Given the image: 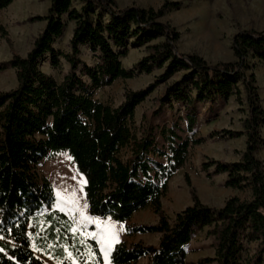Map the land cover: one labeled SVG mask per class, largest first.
Returning <instances> with one entry per match:
<instances>
[{
	"label": "trees",
	"instance_id": "1",
	"mask_svg": "<svg viewBox=\"0 0 264 264\" xmlns=\"http://www.w3.org/2000/svg\"><path fill=\"white\" fill-rule=\"evenodd\" d=\"M81 1L83 5L77 9L73 0H51L47 15L33 18L47 23L31 51L26 56L15 53L8 62L0 63V72L13 68L17 77L15 88L0 91V264H44L31 246L28 226L44 208L54 205V187L40 175L38 167L61 151L74 156L85 177L92 215L125 222L148 206L158 215L156 223L129 225L126 232L160 233L159 244L120 242L112 252L113 264H137L145 256L148 264H186L187 246L195 231L204 227H209L208 235L215 238V253L197 264H264V161L257 156L264 148V106L256 74L249 72L254 67L250 58L264 62V30L238 31L233 37L236 59L211 64L199 54L178 53L180 32L161 20L168 10L180 8L177 1L164 0L158 9L121 7L117 0ZM12 2L0 0V10ZM65 16L75 23L69 53L54 47L64 34ZM0 34L8 38L1 21ZM159 37L163 40L155 42ZM130 44L146 46L147 50L133 69L122 64ZM84 46L97 58L95 65L80 58ZM48 55L53 68L60 67L61 58L70 65V72L60 82L41 68ZM164 66L156 83L141 90L127 88L117 107L95 99L98 89L117 79H130ZM181 70L185 74L167 86L161 102L163 105L172 98L185 107L186 128L178 121L159 126L147 120L138 136L132 128L137 106L159 82ZM239 84L250 109L243 130H215L207 137L195 138L200 102L236 96L243 104ZM244 134L248 139L241 160L211 159L202 169L208 177L225 174L224 186L248 190L250 196L232 195L221 207L213 208L201 201L186 175L193 203L171 221L163 210L162 197L169 181L185 165L190 147L208 138ZM251 244H256L253 253Z\"/></svg>",
	"mask_w": 264,
	"mask_h": 264
},
{
	"label": "rangeland",
	"instance_id": "2",
	"mask_svg": "<svg viewBox=\"0 0 264 264\" xmlns=\"http://www.w3.org/2000/svg\"><path fill=\"white\" fill-rule=\"evenodd\" d=\"M180 3V8L168 10L161 18L169 22L180 32L176 43L178 53H196L204 57L209 63L228 62L236 59L233 49L234 35L244 29L254 28L264 30V0H170ZM121 7L138 5L158 9L164 0H117ZM51 0H13L5 9L0 10V21L8 31V38L0 34V63L8 62L15 53L26 56L34 47L38 36L46 27V20H33L36 16L47 15ZM77 9H81V0H73ZM66 22L62 37L58 38L54 47L64 53L71 51V39L75 23L64 17ZM163 40L159 37L155 42ZM147 55L146 46L128 47V53L122 58V64L127 69L135 68ZM80 58L89 65H95L97 58L87 47H82ZM254 67L249 70L256 74L259 94L264 106V62L250 58ZM41 68L53 75L58 82L71 70L70 65L61 58V65L53 68L49 55L42 62ZM166 66L155 68L151 73H140L130 79H117L113 84L100 88L95 92V99L113 107L124 101L127 88L141 90L156 83L164 73ZM80 68L78 69L79 72ZM185 70L176 73L165 82H159L150 95L137 106L133 130L138 136L142 134L144 121L152 120L159 126H169L178 121L186 128L185 107L172 98L162 105V98L168 85L180 80ZM17 86L16 71L7 68L0 72V91H8ZM243 104L236 96L228 100L216 98L200 102L198 113L199 124L195 138L207 137L215 130H243V120L249 116L250 109L246 101V93L242 84ZM183 136H190L184 130H179ZM264 137V126L261 127ZM159 146L164 143L160 134L156 136ZM247 135L240 137L208 138L204 143L192 145L189 149L185 165L169 181L168 190L162 197V207L171 221L176 214L193 203L191 187L186 182V175L190 176L201 201L213 208L221 207L225 200L238 195L241 198L250 196L248 190H236L224 186L226 175L208 177L202 169V164L211 159L223 162H234L242 156L246 148ZM125 151V150H124ZM259 153V151H258ZM257 153V156H258ZM258 156L264 161V148ZM164 160V158H162ZM241 160V158H240ZM41 176L50 180L55 191V201L52 208H44L28 226L31 246L44 260V264H113L111 260L115 246L120 242L130 245L135 242L158 245L160 233H135L128 235L126 228L133 224H151L158 221V215L152 206L136 212L128 221L121 222L109 217L92 215L89 211L85 191V177L74 161V156L67 151L52 154L39 165ZM212 171V169H211ZM76 177V179H72ZM75 193L76 206L89 219L85 221L80 211L68 214L71 205L67 201ZM75 220V223H74ZM75 227L73 233L70 229ZM209 227L197 229L192 241L187 246L189 253L186 264H197L198 260L214 256L215 238L208 235ZM93 236H96L94 239ZM101 236L115 237L110 243L111 250L105 255L108 243L101 241ZM250 252L256 249V244L250 245ZM147 259L140 264H147ZM209 264H216L215 262Z\"/></svg>",
	"mask_w": 264,
	"mask_h": 264
},
{
	"label": "snow or ice",
	"instance_id": "3",
	"mask_svg": "<svg viewBox=\"0 0 264 264\" xmlns=\"http://www.w3.org/2000/svg\"><path fill=\"white\" fill-rule=\"evenodd\" d=\"M72 179H76V177H72ZM68 204L71 205V208L69 209L68 211V214L69 215H72L74 212H77V211H80L78 209V207L76 206V199H75V193L72 194V198H70L68 201H67ZM80 215L82 216V218L87 221L89 218L87 216L84 215V213L82 211H80ZM74 223H75V220H74ZM73 233H75L77 231V229L75 227H72L70 229ZM93 238L95 239L96 236H93ZM0 239H3V237H0ZM115 240V237L112 236L110 239L107 238V237H104V236H101V241L104 242V243H108L109 244V247L105 249V255H107L108 251L111 250V247H110V243L111 242H114ZM0 251H3V249H0Z\"/></svg>",
	"mask_w": 264,
	"mask_h": 264
},
{
	"label": "crops",
	"instance_id": "4",
	"mask_svg": "<svg viewBox=\"0 0 264 264\" xmlns=\"http://www.w3.org/2000/svg\"><path fill=\"white\" fill-rule=\"evenodd\" d=\"M258 156H261L260 155V151H259V153H258ZM240 158L241 157H238L237 159H236V161H239L240 160ZM261 159V158H260ZM236 161H234V162H236ZM221 175H224L225 176V174H221ZM231 189H233V188H231ZM33 248V247H32ZM34 249V248H33ZM34 251L37 253V251L34 249ZM38 254V253H37ZM39 255V254H38ZM40 256V255H39ZM188 256V255H187ZM145 259H147V261H149V258H148V256H145V257H141L140 259H139V261H138V263L137 264H140V261L141 260H145ZM148 264V263H147Z\"/></svg>",
	"mask_w": 264,
	"mask_h": 264
}]
</instances>
